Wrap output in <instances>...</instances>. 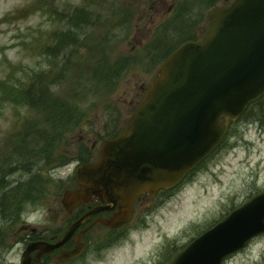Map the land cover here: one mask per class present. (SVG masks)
<instances>
[{"label": "rangeland", "instance_id": "1", "mask_svg": "<svg viewBox=\"0 0 264 264\" xmlns=\"http://www.w3.org/2000/svg\"><path fill=\"white\" fill-rule=\"evenodd\" d=\"M223 3L0 0V172H10L14 181L2 191L15 199L0 205V264H20L31 238L63 236L73 220L61 197L74 187L84 152L91 157L96 142L95 157L103 139L122 129L163 60L181 43L203 40L208 11ZM41 71L49 74L45 82L32 84L30 74L40 78ZM96 79L112 81V89L97 93ZM263 110L264 99L248 108L220 147L179 185L136 202L124 226L92 225L83 234L87 246L80 257L58 262L50 255L44 264H170L233 209L264 191ZM58 135L62 138L53 141ZM22 136L36 150L46 143L48 153L31 155L35 164L29 167L30 159L5 164ZM57 157L62 161H54ZM26 187L36 190L24 200ZM14 204L18 211L10 210ZM217 237L197 253L223 241ZM222 264H264V232Z\"/></svg>", "mask_w": 264, "mask_h": 264}, {"label": "water", "instance_id": "2", "mask_svg": "<svg viewBox=\"0 0 264 264\" xmlns=\"http://www.w3.org/2000/svg\"><path fill=\"white\" fill-rule=\"evenodd\" d=\"M205 27L203 43L185 42L163 62L123 132L103 142L98 160L78 168L77 186L63 195L67 212L97 196L108 204L101 209L124 203L122 211L105 224L115 227L127 221L138 194H154L179 182L220 143L230 121L264 93V0H234L227 7L213 8ZM98 210L73 224L58 242L30 245L23 264H30L28 255L34 247L39 249L38 259L61 246ZM262 231L264 192L193 241L172 264H220ZM216 235L223 241L197 253ZM84 247L78 235L75 247L62 251V256L75 257Z\"/></svg>", "mask_w": 264, "mask_h": 264}, {"label": "trees", "instance_id": "3", "mask_svg": "<svg viewBox=\"0 0 264 264\" xmlns=\"http://www.w3.org/2000/svg\"><path fill=\"white\" fill-rule=\"evenodd\" d=\"M72 18V17H71ZM76 18H80V15H78V16H76ZM62 41H64V39L62 40ZM99 74V73H98ZM48 75L49 74H47L45 71H41V73H40V78H37L36 77V75L35 74H30V79L33 81L32 82V84L36 81V82H38V83H40V84H42L43 82H45V78H47L48 77ZM93 76H89L88 78H92ZM94 78H96V77H94ZM41 81V82H40ZM96 81L97 82H99V89L97 90V93H99V92H105V93H107L109 90H111L112 88H111V86H113L112 85V81H110V80H108V81H102V82H100V79H96ZM37 93H42L41 91H38ZM46 100V99H45ZM47 101V100H46ZM43 103V102H42ZM63 111H65V110H63ZM57 114V116H60V118H63V115L62 114H58V113H56ZM49 123V122H48ZM37 128L38 129H40V127L39 126H37ZM59 130H61V131H63L60 127H59ZM56 135V134H55ZM34 139H36V137H33ZM60 138H62V135H58L57 137H54L53 138V141H54V139L57 141L58 139H60ZM32 147L33 146V144L27 139V137H21V138H19L18 139V141L17 142H15V146L13 147V148H16V147H21L22 149H24L25 147ZM44 147L43 148H41V149H39V150H37V153H38V151H40V150H43V152H47V145H46V143L43 145ZM81 146H79V148H80ZM32 148H34V147H32ZM78 148V149H79ZM48 153V152H47ZM46 153V154H47ZM11 161H12V156L9 158ZM4 161H6V163L5 164H8V160H7V156L4 158ZM54 161H62L61 160V157H57V158H54ZM2 173H5L4 171H2ZM4 180V178H3V176L2 175H0V184H2V185H5V184H3V181ZM15 189V188H14ZM14 189H12V190H14ZM11 190V191H12ZM35 190H36V188L35 189H31V187H26L23 191H22V193H21V198H23V196H24V200H26V198H28V196H32V195H35ZM8 194L7 193H2V195H1V197H0V205H1V207L3 208L8 202H10L11 200L13 201V202H15V199L13 198V197H8L7 196ZM10 208H12V207H10ZM18 209H19V205H17V206H15L14 205V208L12 209V210H15V211H18Z\"/></svg>", "mask_w": 264, "mask_h": 264}, {"label": "flooded vegetation", "instance_id": "4", "mask_svg": "<svg viewBox=\"0 0 264 264\" xmlns=\"http://www.w3.org/2000/svg\"><path fill=\"white\" fill-rule=\"evenodd\" d=\"M230 0H224V3L223 4H227L228 2H229ZM207 2V0H202V2H201V0H200V3L201 4H205ZM195 12V11H194ZM196 13V12H195ZM95 145H96V143L95 142H93V144H92V148H95ZM94 160V159H93ZM144 197H146V198H148L149 196L148 195H143V196H140L137 200H136V202H138L139 200H141L142 198H144ZM99 203H102V202H100V201H98L97 199H91L90 200V202L89 203H87V204H83V205H81V206H78L79 208V211H77L76 212V215H78L76 218H78L79 216H81L82 214H84L85 212H87L91 207H93L94 205H96V204H99ZM120 205V204H119ZM118 205V206H119ZM118 210H119V208L117 207L116 208V210L115 211H113V212H103L102 213V217H109L110 215H112V214H115V213H117L118 212ZM99 215V216H98ZM97 216H95V217H99V218H102V217H100L101 215L100 214H98ZM95 217L94 218H90V220L88 221V222H92L94 219H95ZM75 218V219H76ZM29 240H31V239H29ZM32 241V240H31ZM70 247V246H69ZM53 254H51V256H52Z\"/></svg>", "mask_w": 264, "mask_h": 264}]
</instances>
